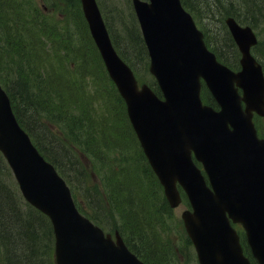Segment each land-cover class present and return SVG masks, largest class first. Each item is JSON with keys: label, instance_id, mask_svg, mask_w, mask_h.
I'll return each instance as SVG.
<instances>
[{"label": "water", "instance_id": "obj_1", "mask_svg": "<svg viewBox=\"0 0 264 264\" xmlns=\"http://www.w3.org/2000/svg\"><path fill=\"white\" fill-rule=\"evenodd\" d=\"M132 1L163 99L147 85L139 89L112 44L96 0H81L95 44L169 204L181 203L179 183L192 206L182 219L200 264H250L231 221L242 224L253 256L264 264V140L252 123L253 111L264 114V77L250 54L255 34L234 18L226 20L241 53L242 71L233 73L207 49L181 0ZM201 79L220 111L202 104ZM0 152L27 202L50 218L56 264H144L118 233L114 241L80 214L64 180L19 126L1 86Z\"/></svg>", "mask_w": 264, "mask_h": 264}, {"label": "trees", "instance_id": "obj_2", "mask_svg": "<svg viewBox=\"0 0 264 264\" xmlns=\"http://www.w3.org/2000/svg\"><path fill=\"white\" fill-rule=\"evenodd\" d=\"M240 1L242 2L238 3L233 0H182L186 9L190 10L198 17L201 15L202 11V13H208L212 18L218 19L219 23L222 24L223 30H227L225 18L229 16L234 17L239 22L257 27L261 19L260 17H263L262 7H258V3H256L257 6L254 7L255 4L248 0ZM251 3H253L252 6H249ZM257 9L259 12H257ZM123 26V35L121 37L116 31L115 33L118 37L114 34V43L117 51L138 75L143 76L146 74L148 66L147 62H145L147 54L143 40L138 29L136 36L131 34L124 35V32L128 30V26L127 24L125 25V23ZM109 28H111L110 24ZM48 31L50 30H47V34ZM204 31H206V43L209 48L216 52L218 57L231 68L238 67V61L227 56L223 49L225 46L227 50L231 49L233 51L235 49V54L237 53L228 30L226 32L227 36L223 37V41H219L221 44L219 47L220 49L216 44L214 45L211 43L210 31L207 28H205ZM34 34V32H31V35ZM56 35L55 33L52 34L53 37ZM14 38L13 43H18L20 45L25 44V48L13 50V55L19 58L17 54L22 52L21 61L26 65V71H28L29 65L33 66L35 63H39L41 59L42 62L45 63V66L48 67L50 59L48 55L49 50H45L39 58L34 48L28 56L26 52V41L21 36ZM84 40L82 49H80V52L84 53L79 54L77 59H75L76 68H78L80 64V69L77 70L76 73L81 82L74 72L71 78L67 74L66 76L64 74L63 76L59 74L57 77L54 75L55 77L52 78L50 74L45 76L46 72H43L45 77L38 79V82L32 85L28 82L27 75L23 73V63L20 65L12 64L11 62L15 60H9L11 51L6 54V60H4L5 62L3 65L5 69L4 72L0 67V82L10 96L16 117L21 126L33 138L40 152L57 168L69 184L72 183L76 191L79 190L82 192V197L87 199L88 202H90V194L94 193L90 189L89 174L85 173L83 165L74 156L71 150L62 144L64 141L58 138L59 135L57 136L56 131L53 128L51 130V122H58V119H60L63 124L61 126L58 124L61 136L72 138L71 134L74 129H80L84 133L83 136L86 139V144H84L82 140H80L82 143L76 141H73V143L76 147H82L85 155L88 156L89 153L93 159H99L102 156H107L110 159L115 158L114 167L119 169L114 171V175L116 176L115 181L110 186L112 179L107 178V180H105L104 177H102V182L104 188H109V191H111V201L115 205H112V207L114 206V209L125 218L124 221L127 225L129 224L126 221H130L132 227V222L135 221L137 223L140 219L133 211V208H136L135 201H138V199L128 198L125 195V193H129L130 195L133 190H135L136 193L142 194V189H145L144 196L146 195L151 203L154 198V204L152 203L150 206L158 207L155 209V213L157 215H159L158 213L162 215L163 213L168 214L171 208L163 196V193L157 191L154 187V185L157 186L158 183L155 176L148 172L150 176L143 174V176H145V179H143L140 174L139 176L138 174H126L134 170L137 171L141 159L146 162L126 114L124 115V124L119 120L114 123V132L111 130L105 131L102 127V125L107 122L106 115H109L111 113V108L115 107L114 103L107 99V95L109 94L108 89L110 86L113 90H116V88L106 74L95 46L93 49V42L87 39ZM130 44L133 47L129 48L128 45ZM67 52L70 57H75L72 52ZM3 57L4 56H2V58ZM81 63H83L84 66H82ZM145 63L146 66L144 67ZM51 67H53V64ZM81 74H86V76H81ZM85 78L86 80H83ZM74 84H76V88H74ZM108 85L110 86L108 87ZM153 86L154 90L160 94L155 83H153ZM58 87H61L62 90ZM88 87H90V89L92 88L95 95L100 96L99 100L101 105H96L94 103L93 97H95V95H92V91L90 96L86 94L85 89ZM58 91H60L63 97L59 98ZM38 95L41 98H44V96L48 97L47 104H50V106L47 112L53 119L45 117L47 124H45V119H41V115L37 108L40 104L37 98ZM117 97L122 107L125 109L123 100L119 95H117ZM204 101L213 104L207 91H205L204 94ZM72 104L74 105L75 111L71 110ZM89 106L93 109L97 108L101 110L100 112L102 114L100 112H98V114L90 112ZM55 108L56 113L54 111ZM117 108L116 106L115 109ZM94 111L96 112L95 109ZM75 112H81L83 117L81 119L66 120L67 116L74 117ZM116 114L117 113H115V115ZM130 135L131 139H134L133 142L130 139ZM106 136H109L108 139L100 143L95 141V139L99 137L103 139V137ZM85 145L88 147V152L85 150ZM134 146H136V149ZM143 169L151 171L147 162ZM7 170L8 168L3 164V160L0 157V249L2 251L3 262L4 264H54L51 259V254L53 255L54 249L51 223L48 217L23 200L18 190L14 188L12 181L7 178ZM121 172H123V174H121ZM106 174H108V172ZM141 200L143 201V197H141ZM120 203L125 204L124 210L121 208ZM78 206L81 211L86 214L82 207L80 205ZM89 217L92 219L91 216ZM93 220L105 228L103 225L104 221L98 216L94 217ZM163 225L166 224L163 223ZM133 228L137 233V227ZM161 233L162 231L157 234L160 235ZM128 236L130 237V235ZM132 240L134 241V239ZM129 243H131V241ZM129 247L145 262L153 264L152 261L148 260V258L143 255L144 250L141 252V250H136L132 245H129Z\"/></svg>", "mask_w": 264, "mask_h": 264}, {"label": "rangeland", "instance_id": "obj_3", "mask_svg": "<svg viewBox=\"0 0 264 264\" xmlns=\"http://www.w3.org/2000/svg\"><path fill=\"white\" fill-rule=\"evenodd\" d=\"M34 1L39 6L44 3L50 8L52 7L55 8L54 11L51 10L47 11L50 14H46V15H44L42 11L37 12V18L39 17L42 18L41 21L44 22V18H46V20L47 18L51 20V22L47 20V23L51 25L53 30L48 31L49 35L46 33L47 31L44 32L42 35L40 32H43V30H41L42 28L38 26L40 32H38L37 34L24 35L21 37L26 41V52L28 56L30 55L31 50L34 48L36 49V53L39 58L42 56L45 50H49L48 55L50 59H49L48 67L45 66V63L42 62L41 59L39 63H35L33 66L29 65L28 71H26V65L21 61L22 52L17 54L19 58L16 55H13V50L23 49L25 48V44H23L24 45L23 46L18 43H13V40L15 39L14 37H17L14 35V33H16V30L18 29V25L9 24L10 27L9 26L6 27V30L0 34V41L5 42L3 43V45H0L1 70L4 72L5 69L3 65L5 62L4 60H6V54L9 53V51H11L9 54L10 56L9 60L14 59L15 61L11 62L14 65H20L23 63L24 66L23 73L27 75V80L32 85L35 82H38V79H42L45 76H47V74H50L52 78H54L55 76L57 77L59 74H62V76L63 74L65 76L67 74L71 78L74 72L76 77L80 81V78L76 73V71L80 69L79 68L80 64L79 67L76 68V63H75V59H77V56L79 54L84 53V52H80V49H82L83 40L85 39V36L81 32L82 25H80V21H81L79 17V15L81 16L80 10L78 11V20H77L78 22H77L76 20H74L73 18L71 19L70 16H68L69 14H67V8L66 6H63L66 3V0L63 1L64 4L62 3L61 0H34ZM233 1L234 2L237 1L238 3L242 2L240 0H233ZM248 1L253 2L255 4L254 7L257 6L256 3H258V7L260 8L262 7L263 17H260L261 19L259 18L260 19L259 27L255 28V31L259 37L260 43L264 45V0H257V1L248 0ZM20 3H23V0H21ZM101 3L103 5L102 8L104 9L106 14V22L108 24V27L110 24L112 28L111 35L114 34L116 35L115 33L116 31L117 33L120 34L121 37L123 35L124 23L125 25L127 24L128 26V30L124 32V35H128V34L135 36L137 35L138 31L136 26L138 27V24L134 16L131 0H101ZM253 3L249 4V6H252ZM14 7L16 8V6ZM257 12H259L258 9ZM62 13L65 14L63 15ZM23 14L25 15V17H27L25 13ZM52 14H56V17L50 18ZM22 18L23 16L21 15L20 21L22 20ZM198 20L201 21L204 27L210 31L212 43L214 45L216 44V46L219 48L221 46L219 41L220 40L223 41L224 39L223 37L227 36L226 33L227 30L226 29L223 30L222 24L219 23L218 19H214L210 17L209 14L206 12L202 13L201 11V15L199 16ZM75 22H77V26ZM38 24L40 25V21H38ZM11 28L14 29L15 31L12 30ZM22 33L27 34L29 32L24 30ZM53 33L57 35L53 37L52 36ZM92 47L94 49V45H92ZM128 47L131 48L133 46L130 44L128 45ZM223 49L225 50L227 56H229L231 59H234L235 49L233 51L231 49L227 50L225 46L223 47ZM67 51L72 52L75 57L71 56L72 57L71 58ZM2 56L4 57L2 58ZM73 63H75V65H73ZM52 64L53 67H51ZM81 65L84 66L83 63H81ZM145 66L146 63L144 64V67ZM43 72H46L45 76ZM81 76H86V74H81ZM83 80H86V78ZM75 86L76 84H74V88H76ZM109 86L110 85H108V87ZM58 88L61 89V87ZM85 91L86 94L90 96L92 88L90 89V87H88L87 89H85ZM108 91L110 95L109 94L107 95V99L110 102L114 103L115 107H112L111 113L109 115L108 114L106 115L107 122L103 124L102 127L104 128L105 131L111 130L112 132H114V126H115L114 123L117 120H119L120 122H122V124H124L123 123L124 115L126 113H125V109L122 107L121 102L117 97L118 95L117 91L113 90L111 86L109 87ZM57 93L59 95V98L63 97V95L61 96L60 91H58ZM39 95L37 96V98L40 104L39 106H37V108L39 114L41 115V119H45V117H49L53 119V117H50L47 112L50 106V104H47L48 97L44 96V98H41ZM92 95H95L94 91H92ZM99 99L100 96L98 95H95V97H93V101L96 105L97 104L101 105ZM116 106L118 107L117 109H115ZM94 109L96 110V112L94 111ZM94 109L90 107L89 111L95 114H98V112L101 111L97 108ZM71 110L75 111L73 104L71 105ZM54 111L56 113V108ZM115 113L117 114L115 115ZM82 117L83 116L81 112H77V113L75 112L74 117L67 116L66 120L81 119ZM46 121L47 120L45 119V124H47ZM52 123H55L57 125ZM58 124L60 126L63 125L60 119H58V122H51V130L53 128L56 131L57 136L59 135L58 138L64 141L62 144H64L65 147H68L71 150L74 156L83 165V169L85 173L89 174L90 189L94 193L90 194V202H88L87 199H84V202L83 201L81 202L80 199L79 201L82 203L83 209L92 217V219L98 216L102 221H104L103 225L107 228V231H109L111 234L115 233L114 232L115 230H118L121 236L126 235L127 240L131 241L130 244L138 251L141 250V252H143L144 250L143 255L147 257L148 260L152 261L153 264H198L194 247L191 244L187 233L185 232L181 218V213L189 209L188 201L185 198H183L182 204L177 209H171V211L168 214L163 213L162 215L158 213L159 215H157L155 213V209H157L158 207L150 206L152 205V203L154 204V198L152 199V203H151L150 199L147 198L146 195L144 196L145 189H142L143 190L142 194L136 193L135 190H133L132 193H130V195L129 193H125L126 197L128 198L138 199V201H135L136 208H133V211L140 218L137 223L135 221L132 222V227L130 221H126L130 226L127 225L124 221L125 218H123L121 214L116 209H114L115 205L111 201L112 197H110L111 196V191H109L110 189L109 188L105 189L101 181V178L103 176L105 180H107V178L112 179V181L110 182V186L115 181L116 176L114 175V171L119 170L114 167L115 166L114 161H116L115 158L110 159L109 157L102 156L101 158H99V160L95 159V161H93V157H91L89 153L88 156L85 155V153L83 152V148L76 147V145L73 143V141L82 143L80 141L82 140L84 144H86L85 142L86 139L83 136L84 133L80 129L78 130L74 129L71 134L72 138H65L61 136ZM261 125L264 126V120ZM261 131L264 132V129H262ZM108 137L109 136L103 137V139L99 137L95 139V141L100 143L101 141L108 139ZM130 139H131V135H130ZM85 146H86L85 150L86 152H88L87 151L88 147L87 145ZM134 148L136 149V146H134ZM141 163L142 162H140V165ZM3 164L8 168L4 159H3ZM94 169L97 174L93 172ZM107 172L108 174H106ZM6 173H7V178L12 181L14 188L18 190V187L15 184V178L12 172L9 170V168L6 171ZM121 174H123V172H121ZM126 174H138L139 176V174L140 175L148 174V171L147 170L145 171V169L141 170V167H139L137 172H128ZM154 187L157 189V191L161 192L158 183L157 186L154 185ZM141 197H143V201L141 200ZM112 205L114 206L112 207ZM124 207L125 204H121V208L123 210ZM163 222L166 225L160 226V224ZM133 227H137V233ZM159 228H161L163 232L167 230L168 235L167 236H165L164 234L158 235L157 233H159L158 232ZM128 235H130V237ZM131 238L134 239V241ZM51 259L53 260L52 254H51ZM0 264H4L1 250H0Z\"/></svg>", "mask_w": 264, "mask_h": 264}, {"label": "flooded vegetation", "instance_id": "obj_4", "mask_svg": "<svg viewBox=\"0 0 264 264\" xmlns=\"http://www.w3.org/2000/svg\"><path fill=\"white\" fill-rule=\"evenodd\" d=\"M2 1H5V0H0V9L3 10L4 7L8 6L7 3H4ZM41 8H43V10L45 12L49 11V10H54L55 8H50L49 6H47L46 4H42L40 5ZM12 9V12L14 11L15 7L11 6V8L9 7V10L11 11ZM15 13L17 14L18 16V23H16L18 25V32H23L24 30L26 31H29L30 29V24H31V19H30V16H29V11H27L26 13L28 14L27 17H25V15L21 12L20 9H16L15 10ZM23 16L22 20L20 21V16ZM6 16L2 15L0 13V28L3 29V27L5 26V23L3 22V20L5 19ZM10 20L11 18L7 19V22L10 24Z\"/></svg>", "mask_w": 264, "mask_h": 264}, {"label": "bare ground", "instance_id": "obj_5", "mask_svg": "<svg viewBox=\"0 0 264 264\" xmlns=\"http://www.w3.org/2000/svg\"><path fill=\"white\" fill-rule=\"evenodd\" d=\"M44 84H45V83H44ZM44 84H43V85H44ZM13 250H14V249H13ZM8 251H9V250H8ZM30 252H31V251H30Z\"/></svg>", "mask_w": 264, "mask_h": 264}]
</instances>
